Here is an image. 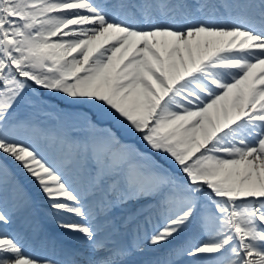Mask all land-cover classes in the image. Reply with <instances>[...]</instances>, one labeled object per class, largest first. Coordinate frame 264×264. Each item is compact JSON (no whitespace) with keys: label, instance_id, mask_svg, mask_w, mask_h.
I'll list each match as a JSON object with an SVG mask.
<instances>
[{"label":"snow or ice","instance_id":"obj_1","mask_svg":"<svg viewBox=\"0 0 264 264\" xmlns=\"http://www.w3.org/2000/svg\"><path fill=\"white\" fill-rule=\"evenodd\" d=\"M0 264H264V0H0Z\"/></svg>","mask_w":264,"mask_h":264},{"label":"bare ground","instance_id":"obj_2","mask_svg":"<svg viewBox=\"0 0 264 264\" xmlns=\"http://www.w3.org/2000/svg\"><path fill=\"white\" fill-rule=\"evenodd\" d=\"M47 116L51 117L50 115H47ZM37 124L43 129V131L45 133H47L50 136H59L62 138H66L69 142L81 140V138L79 139V138L75 137V132H74V130H70V125L68 124V122L62 124V126H60L59 129L55 126L51 127V126H49V124H46L45 126L41 125L39 123H37ZM68 131H71V134L75 140L68 138V136L66 135V132H68ZM61 151L62 150H61L59 144H57L53 149H51L52 155H55V156L60 155ZM64 151H66V149H64ZM47 233L51 234L50 232H47ZM57 244L59 245L60 243L57 242ZM30 250L32 251L33 255H39V256H47V254H49L50 252H54V250L52 248H49V247H47V248L36 247V248H33V250L32 249H30Z\"/></svg>","mask_w":264,"mask_h":264},{"label":"rangeland","instance_id":"obj_3","mask_svg":"<svg viewBox=\"0 0 264 264\" xmlns=\"http://www.w3.org/2000/svg\"><path fill=\"white\" fill-rule=\"evenodd\" d=\"M41 115L42 114H44V117H47V115H50L51 117H56V118H58V117H61V116H59L58 114H56V113H40ZM39 115V114H38ZM49 117V116H48ZM50 117V118H51ZM65 119V118H64ZM66 121L68 122V124L70 125V130H76L77 129V127H78V125H82V123H80V122H78V121H69V120H67L66 119ZM83 126V125H82ZM138 147H141V149L143 150V146L142 145H137ZM16 171V172H15ZM13 172L15 173V174H17V176H19V178L21 179V182L22 183H25V185L27 186V187H29L30 188V190H34V191H36V194H37V197L39 198V195H38V192H37V189L35 188V186L29 181V180H27L21 173H19L17 170H15V169H13ZM39 199H41V198H39ZM41 201V204L42 205H45V203L43 202V200L41 199L40 200Z\"/></svg>","mask_w":264,"mask_h":264}]
</instances>
